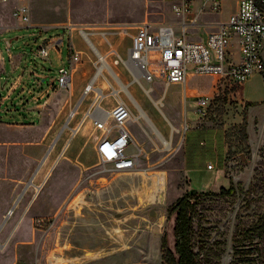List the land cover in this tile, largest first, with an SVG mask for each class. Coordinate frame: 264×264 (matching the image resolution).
Instances as JSON below:
<instances>
[{
	"label": "rangeland",
	"instance_id": "obj_1",
	"mask_svg": "<svg viewBox=\"0 0 264 264\" xmlns=\"http://www.w3.org/2000/svg\"><path fill=\"white\" fill-rule=\"evenodd\" d=\"M171 1L156 0L151 8H148V16L151 14L157 19L163 17L169 19L170 16L175 18L171 15ZM237 1L240 2V0H223L220 11L214 13L212 17L217 19L227 17L229 12L235 10ZM29 5L31 27L21 22L23 28L18 30V35L24 36L18 42V46L22 47L26 57L21 70L12 77L15 79L18 74L22 75V71L26 69L41 74L44 77L41 78L43 88L52 86L49 93L57 86L56 79L61 62L55 55V47L46 40L63 36L61 57L63 64L68 66L70 24L67 17L71 10L75 13L87 14L90 16L89 19L95 17L121 21L142 17L146 6L145 0H93L89 4L81 5L75 0L74 2L32 0ZM194 9L198 10V6L194 5ZM115 42L120 47L121 55L127 57L129 39L119 37ZM44 45L49 50V57L46 59L38 54L39 48ZM82 48L88 51L84 42ZM2 49L4 55L8 56L5 46H2ZM18 51L19 49H13L12 52L18 53ZM232 52H234L233 58L239 59L238 51L232 50ZM262 57L264 60V49ZM93 60H95L94 55L91 56V61L86 63V73L74 78V83L80 90L93 75ZM5 69L7 73L1 76L2 85L5 84L8 75L11 77L8 73L9 67ZM119 69L125 81L130 83L132 81L130 75L122 67ZM119 69L116 68V71ZM78 70H82L80 65ZM2 71L3 66L0 63V75ZM187 80V90L176 85L158 87L152 98L162 101L163 105L160 103L155 105L138 85L131 86L133 96L141 109L159 133L171 142V146L165 147L150 124L141 116L140 111L134 108L135 115L143 119L140 123L146 131L137 122L127 124L142 149L138 166L127 174L117 173L110 165L100 163L92 145L97 132L89 123L83 126L62 154L63 143L70 135L69 130L63 131L66 118L62 124H58L65 108L59 111L56 106L48 104L42 123H39L41 118L37 114L24 110L27 104L17 105L18 110L13 114L12 112L6 115L0 114V173L18 172L26 175L30 171V178L19 190L20 195L33 175L38 172L34 186H30L20 200V208L28 199H33L35 194H40L38 204L47 200L57 202L61 195L75 187L73 193L78 192V196L75 199L74 210L64 215L63 219L68 220L65 229L69 231L70 221L76 224L74 221L80 220L83 224L86 219H110L111 222L106 223V226H110L99 230L109 231V234L104 231L106 241H109L111 251H119L116 257H112L115 258L114 260L118 259L120 264H164L163 239L165 246L174 248L175 217L168 215V208L191 189L214 194L232 185L234 193L221 196L207 195L203 203L197 207L198 211H203L204 217L201 220L196 218L195 225L200 222L207 230L201 231L199 239L202 242L208 241L210 245L214 240L224 241V251L219 257H216V254L220 253L219 247H211L204 254L209 252L213 262L217 264L249 262L264 264V232L259 231L264 221V72L250 76L245 81L244 87L242 85L232 87L228 83L225 85L218 76L198 75L191 68L188 70ZM27 81L28 79L24 81V85ZM29 86L33 85L29 84ZM59 93L61 97L69 95V92L63 89ZM20 95L21 92H18L13 98L16 104L20 97L23 99ZM79 95L74 98V102L79 99ZM199 96H207L211 99L205 120H202L201 115L196 112ZM247 103H250V106H247ZM87 105L88 102L81 109L80 116L83 115ZM80 116L77 119H80ZM10 122L25 124L24 129L12 132L7 124ZM186 122L189 125L211 126L223 130L222 136L226 145L223 168L221 153L212 149L211 139L205 137L206 145L202 147L203 155L199 159L208 161L213 169L201 167L186 172L183 162ZM11 137L28 140L29 144L21 148L10 147L6 138ZM51 149L47 161L42 166V159ZM134 149L136 148H130L129 151L133 152ZM190 153L192 154V149L189 148ZM50 171L51 175L43 189L37 188L36 186L43 184L45 176ZM70 172L82 173V176L79 179L64 180L66 174ZM160 177L164 178L165 185L158 189L157 181ZM9 192L8 185L0 190V216L7 206ZM15 212L13 219L18 217L19 206L14 209L13 213ZM54 218L55 212L46 211L44 219L47 225L42 229L50 232L47 247L53 244ZM8 220L1 221L0 232ZM23 220L24 218L21 219L22 222ZM9 225L7 224L6 228ZM74 230L73 242L80 247H87L101 240L96 234H85L88 230L86 225L80 227L74 225ZM93 230L97 229L93 228ZM131 246L132 249H129ZM250 246L253 247L250 255L246 251L236 250V247L239 250L241 248L247 250Z\"/></svg>",
	"mask_w": 264,
	"mask_h": 264
},
{
	"label": "built area",
	"instance_id": "obj_2",
	"mask_svg": "<svg viewBox=\"0 0 264 264\" xmlns=\"http://www.w3.org/2000/svg\"><path fill=\"white\" fill-rule=\"evenodd\" d=\"M194 1L173 0L172 12L182 18L178 31L174 25H152L148 22L70 26V30L78 31L86 44L90 54L88 61H91L92 55L95 60L92 61L93 75L84 85L79 99L70 104L63 125V131L69 130L70 135L62 154L83 126L89 123L100 133L96 145L100 163L110 165L113 171L120 174L131 173L140 162L142 149L127 124L137 122L141 126L140 122L143 121L134 113V108L137 110V106H141L133 96L132 85H138L152 100L155 89L147 85L156 81L162 83L164 88L171 84H185L189 68L198 75L218 76L225 85L228 83L232 87H239L253 74L264 72V0H240L238 11L226 23L210 32L205 41L200 42L187 38L186 18L191 13ZM222 1L201 0L191 22L195 23L205 12H218ZM13 16L28 23L29 8L19 6L14 9ZM119 37H127L130 41L127 57L121 55L120 47L116 45L115 41ZM234 41H237L239 59H234V52L231 51ZM48 43L56 48L53 42ZM38 54L43 59L48 58V47H40ZM83 63L82 53L72 52L69 65L61 64L58 68L56 88L66 90L71 95L74 74ZM120 67L130 75V83L125 81ZM125 84L126 90L122 88ZM87 102L86 110L80 116ZM210 103L209 97H198L196 112L202 120L207 118ZM79 116L80 119H77ZM186 123L185 129L188 130L190 125ZM130 148L136 149L130 152ZM207 168L213 169V166L208 164ZM36 187L41 189L42 185ZM13 210L9 211V216ZM35 224L45 228L47 221L39 219ZM3 247L4 243L0 241V249Z\"/></svg>",
	"mask_w": 264,
	"mask_h": 264
},
{
	"label": "crops",
	"instance_id": "obj_3",
	"mask_svg": "<svg viewBox=\"0 0 264 264\" xmlns=\"http://www.w3.org/2000/svg\"><path fill=\"white\" fill-rule=\"evenodd\" d=\"M32 0H8V2L3 3L0 0V63L3 66V71L0 75V114H5L8 112L15 113L18 110L17 105L27 104V108H24L25 111L32 112V114H37L40 117V122L44 120L45 110L48 104H52L57 107V109L63 110L64 113L62 119L58 122V124H62L64 118L67 117L70 104L74 102V98L82 93V89L78 88L74 83V89L72 94L61 97L60 90L61 88L53 87L52 91L49 93V90L52 86H47L43 88V84L41 78H44L41 74H38L31 70H23L22 75H17L15 79H13V75H15L18 71L21 70L23 66V60L26 57L25 52L22 47L18 46V42L24 38L22 35H18V30L22 29L21 26L22 20H19L13 16V11L15 8L19 6H27L30 11V2ZM70 2H74V0H69ZM78 5L81 4H89L93 2V0H75ZM156 2V0H145V11L142 17H136L131 20H112V19H97L93 17L89 19L90 16L87 14H82L80 12L70 11L69 16L67 17V21L70 26H87V25H95V24H131V23H142L148 22L152 25L159 24H170L174 25L179 30V24L182 21V18L177 17L171 9V15H174L175 18L170 16L171 18L166 19L163 18H155L150 14L148 16V8H151L152 3ZM195 2V3H194ZM192 5L191 13L187 16V38L191 41H205L210 32L215 31L218 26L224 24L228 21L230 16L235 14L238 11L239 1H237V6L235 10L229 12L227 17L225 18H213L214 13L218 12H205L201 14L195 23L191 22V18L194 14L197 13L198 10L194 9V5L198 6V9L201 4V0H195ZM173 0L171 1V4ZM31 18L28 23L29 27H31ZM177 30V31H178ZM47 42H53L56 44L55 55L57 59L63 64V59L61 57V47H63V36L51 37ZM82 38L80 37L77 30H69V38H68V60L71 57L72 52H81L82 59L84 61L81 64V71L78 70L74 74V78H79L80 75H84L86 73V63L88 61V57H90L89 50L86 51L82 48ZM17 42V45H16ZM85 44V43H84ZM2 46H5L7 50V55H4V51ZM87 47V46H86ZM18 50V53H13L12 51ZM232 50L238 51L237 41H234V46ZM5 67H9L8 78L5 81V84L2 85L3 73H7V69ZM79 67V66H78ZM28 79L27 83L24 85V81ZM12 80V81H11ZM11 81L10 85L7 84ZM45 82V79L43 80ZM187 82L185 84H171L176 86H182L183 89L187 90ZM29 84L33 85L32 87ZM245 84L242 86L244 87ZM153 87L155 91L159 86H163L162 83L156 81L152 85H147ZM76 87V88H75ZM84 87V86H83ZM8 91V92H7ZM7 92V93H5ZM18 92H21L23 99H19L18 104L13 99ZM76 94V95H75ZM20 95V96H21ZM79 95V97H80ZM78 97V98H79ZM9 115V114H8ZM66 120V119H65ZM8 127L11 128L12 132L20 131L24 129L23 123L18 122H10L7 123ZM91 125V124H90ZM38 126V125H37ZM92 126V125H91ZM27 129V128H25ZM97 132V131H95ZM223 130L220 128L209 127V126H198L191 125L188 130L185 132V137L183 140V162L184 168L186 172H191L197 168L206 167L208 161L200 160L199 158L203 155L202 147L206 145L205 137L211 139L212 149L221 153V157L223 160L222 168L224 167V159L226 153V145L224 143V138L222 136ZM134 137V136H133ZM100 138V133L97 132L94 140H92L93 149L96 153V145ZM69 137L65 139L63 149L68 141ZM135 139V137H134ZM6 142L8 146L14 148L25 147L29 144L28 140H23L20 138H6ZM136 141V139H135ZM189 148L192 149V154H189ZM62 149V150H63ZM191 152V151H190ZM188 154V155H187ZM97 155V153H96ZM59 158V157H58ZM57 158V160H58ZM98 158V156H97ZM60 159V158H59ZM199 159V160H198ZM56 160V161H57ZM55 161V162H56ZM208 169V168H207ZM212 170V169H208ZM51 175V171L45 176L42 189ZM82 176V173H67L64 177L65 179H79ZM30 178V171L26 173V175H22V173L14 172V173H0V190L5 185L10 187V192L7 200V206L3 209V213L0 216V223L4 219V222L8 220L7 224L10 225L4 227V229L0 232L1 242L4 243L3 249H0V264H120L118 259L114 260L112 257H116V254L119 251H111L109 247V241H106L105 233L109 234L108 230H99V228H105L106 223H110V219H100L97 218L95 220H84L83 224L80 220L74 221L76 224H72L73 221L69 223V231L65 229L64 226L67 225L68 220L63 219L64 215L71 210H74L75 199L78 196V192H74V188H72L69 192L60 196V199L56 201L47 200L44 203L38 204L37 200L39 199L40 194H35L33 199H28L23 206L20 208L21 202L17 203V199L19 196V190L22 185ZM40 192V191H39ZM64 196V197H63ZM56 202V203H55ZM20 203V204H19ZM19 206V214L17 219H13L16 215V212L9 216V211L15 209ZM14 211V210H13ZM46 211L55 212L54 218V237L53 244L51 247H47V241L49 237V231L46 229H42V227H38L35 222L39 219H44ZM97 217V214H96ZM24 218L23 222L21 219ZM74 225L87 226V231L85 234H96L101 237L100 241L92 243L91 245L78 246L73 242L72 235L75 233ZM88 227H91L90 229ZM96 228L97 230H93ZM140 241V240H139ZM138 241V242H139ZM137 242V243H138ZM140 243V242H139ZM131 246L129 249H132ZM81 251V253H80ZM52 252V255H51Z\"/></svg>",
	"mask_w": 264,
	"mask_h": 264
},
{
	"label": "trees",
	"instance_id": "obj_4",
	"mask_svg": "<svg viewBox=\"0 0 264 264\" xmlns=\"http://www.w3.org/2000/svg\"><path fill=\"white\" fill-rule=\"evenodd\" d=\"M250 106V103H247ZM234 193L233 186L231 185L228 189L222 188L220 192L212 194L211 192H191L190 190L182 197H180L175 203L168 208V215L175 217L174 223V236H175V247L174 250L169 249L165 246V240L163 239V263L164 264H217L212 260V255L207 252L211 247H219V257L224 251V241L214 240L213 243L202 242L200 240L201 231H207L206 228L202 227V223L195 225V219L201 220L203 211H198L197 207L203 203V199L207 195H229ZM260 232H264V221L262 222ZM196 248L198 250H196ZM253 247L241 248L237 251H246L247 253L253 252ZM255 248V247H254ZM254 264V263H247Z\"/></svg>",
	"mask_w": 264,
	"mask_h": 264
},
{
	"label": "bare ground",
	"instance_id": "obj_5",
	"mask_svg": "<svg viewBox=\"0 0 264 264\" xmlns=\"http://www.w3.org/2000/svg\"><path fill=\"white\" fill-rule=\"evenodd\" d=\"M126 87H127V84H125V86H122V88L124 89V90H126ZM152 101H153V103L155 104V105H158V103H160L161 105H163L162 104V101H156L155 99H153L152 98ZM137 109L140 111V113H141V116L150 124V126L153 128V130L155 131V133H156V135L160 138V140L162 141V143L165 145V147L166 148H169L170 146H171V142L169 141V140H167V139H165L160 133H159V131L155 128V126H154V124L150 121V119L148 118V116L146 115V113L141 109V107H138L137 106ZM160 111H161V113H163V110L162 109H160ZM167 120H168V118H167ZM142 126V125H141ZM143 127V126H142ZM144 128V127H143ZM174 129V127H172V130ZM144 131H146L145 130V128H144ZM51 148H53V146L51 147ZM51 151H52V149L45 155V157L42 159V161H41V164H42V166H43V164H45V162L47 161V159H48V157H49V155H50V153H51ZM40 169V168H39ZM39 171V170H38ZM37 175H38V172H36L34 175H33V177H32V179H31V181L26 185V187L23 189V192L18 196V199H17V202L18 201H20L22 198H23V195L27 192V190H28V188L30 187V186H34V181H35V178L37 177ZM164 185H165V180H164V178L163 177H160L159 179H158V181H157V188L158 189H161V188H163L164 187ZM13 209V208H12Z\"/></svg>",
	"mask_w": 264,
	"mask_h": 264
},
{
	"label": "water",
	"instance_id": "obj_6",
	"mask_svg": "<svg viewBox=\"0 0 264 264\" xmlns=\"http://www.w3.org/2000/svg\"><path fill=\"white\" fill-rule=\"evenodd\" d=\"M190 191H191V192H196L197 190H195V189H191ZM174 223H175V219H174ZM173 236H174V227H173ZM174 247H175V236H174ZM169 249H171V248H169ZM171 250H174V248L171 249Z\"/></svg>",
	"mask_w": 264,
	"mask_h": 264
}]
</instances>
